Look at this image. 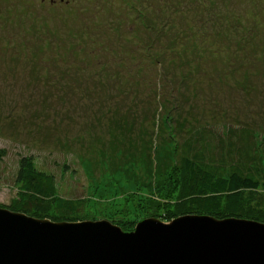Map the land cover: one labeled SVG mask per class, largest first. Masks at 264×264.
<instances>
[{
  "label": "rangeland",
  "instance_id": "obj_1",
  "mask_svg": "<svg viewBox=\"0 0 264 264\" xmlns=\"http://www.w3.org/2000/svg\"><path fill=\"white\" fill-rule=\"evenodd\" d=\"M146 3L0 0V207L11 208L21 162L32 159L54 177L52 211L132 230L144 218L200 211L181 166L195 128L250 122L263 147L264 55L242 59L238 46L198 38L209 20L191 16L189 0L187 20L155 15L164 24L150 34ZM214 4L195 7L207 15ZM230 54L235 69L224 67ZM263 188L253 203L264 204Z\"/></svg>",
  "mask_w": 264,
  "mask_h": 264
},
{
  "label": "trees",
  "instance_id": "obj_2",
  "mask_svg": "<svg viewBox=\"0 0 264 264\" xmlns=\"http://www.w3.org/2000/svg\"><path fill=\"white\" fill-rule=\"evenodd\" d=\"M144 1L149 2L145 5L149 6L151 11L142 14L150 34L155 32L157 24H164L153 20L156 16L159 19L169 15L179 20L181 16L186 19L184 13L189 4L188 0H184L183 4L186 2V5L180 8H177L179 3H168V0ZM198 1L201 0H189V14L199 20V23L204 21L205 17L209 20L203 33L197 32L198 38L202 36L213 44L220 41L227 43L229 48L225 50H230L231 53L234 46H238L243 55L242 59L245 55H253L252 53L264 55V0H214L215 4L207 11V15L204 5L196 9L195 2ZM235 5L238 8L243 5L240 12L232 9ZM259 9L263 16L261 19L260 16L257 18ZM243 17L244 20H241ZM180 26L178 35L181 28H188L186 23ZM188 33L196 34L190 31ZM160 34L161 31L158 30L156 35ZM231 56L230 54L226 59L224 67L235 69L237 66L235 64L236 67H232L234 60ZM241 63L243 66L244 60L240 61ZM253 64L250 63L244 68L246 73L251 70ZM254 68L252 66V69ZM242 87L247 91L253 89L252 84L248 82H244ZM182 147L184 191L187 200L200 210H186L183 213L210 214L218 218L243 215L245 217L242 218L264 222V204L253 203L251 197L256 195L255 191L264 187V145L259 147L255 127L250 122L230 123L219 129L213 125H202L190 132L183 140ZM16 177L19 189L9 209L53 221L80 220L66 213H56L55 211L61 210L59 208L52 211V205L56 207L60 202L54 177L37 170L32 159L22 160ZM247 196L250 202L244 200ZM243 208L246 212H243ZM62 210L67 211L65 208Z\"/></svg>",
  "mask_w": 264,
  "mask_h": 264
},
{
  "label": "water",
  "instance_id": "obj_3",
  "mask_svg": "<svg viewBox=\"0 0 264 264\" xmlns=\"http://www.w3.org/2000/svg\"><path fill=\"white\" fill-rule=\"evenodd\" d=\"M0 264H264V222L186 213L125 231L0 207Z\"/></svg>",
  "mask_w": 264,
  "mask_h": 264
}]
</instances>
